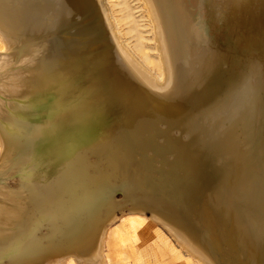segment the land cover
Listing matches in <instances>:
<instances>
[{
  "label": "bare ground",
  "instance_id": "6f19581e",
  "mask_svg": "<svg viewBox=\"0 0 264 264\" xmlns=\"http://www.w3.org/2000/svg\"><path fill=\"white\" fill-rule=\"evenodd\" d=\"M140 1L160 77L105 0H0V176L44 167L0 184V264H108L126 213L264 264V0Z\"/></svg>",
  "mask_w": 264,
  "mask_h": 264
},
{
  "label": "rangeland",
  "instance_id": "374dc122",
  "mask_svg": "<svg viewBox=\"0 0 264 264\" xmlns=\"http://www.w3.org/2000/svg\"><path fill=\"white\" fill-rule=\"evenodd\" d=\"M105 3L123 42L147 70L160 77L151 25L141 1L105 0ZM15 103L19 108L23 105L20 100H15ZM43 170V166L29 164L14 176H0V184L4 181L10 183L15 178L31 183ZM116 195L118 201L123 198L120 192ZM145 217L135 220L126 213L119 215L118 220L110 226L106 252L108 264H196L161 227L147 220L149 213ZM132 224L137 225L138 233Z\"/></svg>",
  "mask_w": 264,
  "mask_h": 264
}]
</instances>
